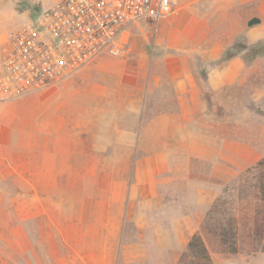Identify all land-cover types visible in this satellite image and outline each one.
Wrapping results in <instances>:
<instances>
[{
	"label": "rangeland",
	"instance_id": "1",
	"mask_svg": "<svg viewBox=\"0 0 264 264\" xmlns=\"http://www.w3.org/2000/svg\"><path fill=\"white\" fill-rule=\"evenodd\" d=\"M59 1L0 0V36L12 33L25 23L27 19L24 13H27L28 19L37 18L44 8ZM163 23L166 21L158 25L147 21L132 24L123 55L102 57L74 77L54 85L56 89H61L60 92L55 90L57 92L53 91L49 97L39 99L34 103L33 110L41 111V115L44 113L42 117L50 113L60 114L71 120L92 119L98 128L110 121V117L106 116V113H110L105 110L107 107L114 108V123L119 119L118 122L133 126L143 118L147 123L151 122L157 111L146 109L134 112L126 109L125 105L131 98L138 101L143 97L144 84H139L137 76L152 69L151 65L155 64L153 60L157 55L162 57L166 54L169 40L164 37ZM259 41V47L263 46L264 38ZM248 46L247 38L242 34L227 48L223 58L243 51L246 56ZM257 59L261 60L258 74L252 75L246 83L227 87L218 95L209 91L204 93V99L209 102L207 112L211 115L210 124L215 123L210 131L217 130L218 119L219 128L225 131V159L217 158L222 141H214L212 135L209 140L207 135H203L207 139L204 141L201 134H188L187 138L185 135L180 136V139L183 137L180 141L169 137L167 142L162 143H123L106 141L104 134L98 130L91 135V139L97 140L84 137L85 141L76 140L71 143L76 150L81 147L84 152L93 150L92 144L97 147V172H88L87 159L83 158L81 175L76 173L60 176L61 180L66 178L79 182L81 188L57 192L67 197L82 195L98 200L112 198V206L96 207L100 234L97 238H62L59 235L61 230L70 231L77 225H82L85 229L91 226L88 221H76V216L83 207H64L51 202L42 205L36 198L37 191H33L35 201L27 210L23 205H17L15 200L23 192L11 189L10 186L15 183L7 179L1 184L4 188L0 189V264H148L141 260L137 248H123L119 244L121 240L128 242L139 237L133 221H125L121 237L123 223L120 220L145 209L147 213L166 219L163 220L165 224H169L175 215L188 214L193 215L197 221L201 220L197 230L211 254L220 251L233 253L234 251H229L230 247L244 255L264 253V55ZM203 64L201 63L202 67ZM42 91L32 92L12 101L33 94L40 95ZM23 106L28 110L32 109L31 104ZM20 107L1 104L0 119H15L12 124H19L24 115L20 114ZM221 121L225 125L221 126ZM148 127L152 129V126ZM191 137L193 140H189ZM161 146L168 147L170 151V170L161 175L155 199L140 198L138 194L141 189H133L137 182L136 166L143 171V166L150 164L145 161L143 154L153 152ZM256 153L263 156L255 157ZM139 160L142 161L138 163ZM66 180L64 179L65 182ZM38 192L43 193V198L53 193L50 190ZM142 200L148 202V207L139 206V201ZM64 209L67 211L65 214ZM107 211L117 215L109 223L104 222ZM233 217L235 220H232ZM64 218L68 220L64 221ZM219 221L226 228L228 242H223L220 238L221 230L217 225ZM146 235L153 236L148 232ZM94 251H97V256L92 259L85 254ZM148 251L151 263L157 261V264H165L166 261L171 263L175 259V254H163L158 247L157 254L153 247L148 248ZM177 264H213V261L208 262L204 255L194 250L182 255Z\"/></svg>",
	"mask_w": 264,
	"mask_h": 264
},
{
	"label": "crops",
	"instance_id": "2",
	"mask_svg": "<svg viewBox=\"0 0 264 264\" xmlns=\"http://www.w3.org/2000/svg\"><path fill=\"white\" fill-rule=\"evenodd\" d=\"M24 14L28 19L27 13ZM253 19H259V22L251 24L250 21ZM164 21L166 23H163V34L169 40L165 49L166 54L162 57L157 55L153 60L155 64L151 65L152 69L137 76L139 84H144L143 97L138 101L131 98L125 105L126 109L134 112L146 109L157 111L151 122L147 123L143 118L133 126L124 125L123 122H118L119 119L114 123L113 107L105 108L110 112L106 113L110 121L100 128L93 124L92 119L78 121L50 113L42 117L44 113L41 115V111L37 110V113L33 110L34 103L41 98L49 97L53 91L57 92L55 90L59 93L61 89H56V86L43 90L40 95L33 94L18 101L7 102L11 106H21L20 114L24 115L17 125L12 124L15 119H0V189L4 188L1 184L7 179L12 180L15 185L12 183L10 188L23 192L15 198L16 204L23 205L27 210L35 201L33 191H37L36 198L42 205L51 202L64 207H83L81 213L76 216V221L84 223L88 221L91 226L85 229L82 225H77L70 231L61 230L59 235L62 238L99 237L96 207L98 205L110 207L114 204L111 197L98 200L82 195L67 197L58 194L59 190L81 188L79 182L64 178L65 182L60 176L76 173L81 175L83 158L87 159L88 172H97L95 167L97 147L92 144L93 150L84 152L81 147L76 150L71 145L76 140L85 141L84 137L90 140L91 135L98 130L104 134L106 141L123 143L132 141L162 143L167 142L169 137L180 141L183 138L180 139V136L186 137L188 134L191 136L201 134L204 141L209 140L212 135L214 141H222L217 158L227 157L226 138H223L225 131L219 128V119L216 121L217 130L210 131V127L215 123L210 124L211 115L207 112L209 102L204 99V93L209 91L218 95L227 87L246 83L252 75L258 74L260 59L247 64L244 51L235 53L227 59L223 56L227 48L242 34L247 38L249 45L264 38V0H179L177 12ZM201 63H204L203 67ZM122 79L124 83L127 82L124 76ZM24 104H31L32 109L24 108ZM222 125H225L224 121H221ZM147 126H152V129ZM14 133L16 136H13ZM203 135H207L208 138L204 139ZM191 139L193 140V137L189 138ZM254 156L262 157L263 154L256 153ZM169 157L170 151L166 146L143 154L145 161L150 164L143 166V171L136 166L137 182L133 185L135 186L133 189H141L142 192L138 194L140 198L155 199L158 195L161 175L170 170ZM144 159L138 163L144 162ZM69 160L71 162H68ZM45 190L53 193L43 198V193L38 191ZM147 203L139 201V206L148 207ZM66 212L64 209V214ZM116 216L107 211L105 221H102L109 223ZM67 220L64 218V221ZM163 220L166 219L147 213L146 209L135 215L123 217L120 220L123 223L121 237L125 221L134 222L139 237L128 242L121 240L119 244L123 248H137L141 260L147 261L148 264L151 263L148 248L153 247L157 254L158 247L163 254H175L174 261L171 263L166 261L165 264H177L182 255L191 250L189 242L201 220L197 221L193 215L188 214L173 216L169 224H165ZM147 232L153 236H147ZM194 250L198 253L199 249L193 248L191 252ZM207 253L213 264H264V253L244 255L240 252L220 251L212 255L208 247ZM85 254L90 255L92 259L97 256V251ZM82 259L86 261L83 257ZM151 264H157V261Z\"/></svg>",
	"mask_w": 264,
	"mask_h": 264
},
{
	"label": "built area",
	"instance_id": "3",
	"mask_svg": "<svg viewBox=\"0 0 264 264\" xmlns=\"http://www.w3.org/2000/svg\"><path fill=\"white\" fill-rule=\"evenodd\" d=\"M179 0H60L0 36V105L123 55L132 24L169 19Z\"/></svg>",
	"mask_w": 264,
	"mask_h": 264
},
{
	"label": "trees",
	"instance_id": "4",
	"mask_svg": "<svg viewBox=\"0 0 264 264\" xmlns=\"http://www.w3.org/2000/svg\"><path fill=\"white\" fill-rule=\"evenodd\" d=\"M256 22H259V19H253L252 21H250L251 24L256 23ZM259 45H260V41L254 43V44H251V45H249L247 47L248 51L246 53V56L244 55L247 64L252 63L255 59L260 58V57H262L264 55V45L260 46V47H259ZM225 59H227V58H225ZM232 220H235V218L233 217ZM217 225H219V228L221 230V231H219L221 240L223 242H228L227 240H228L229 237L227 235L226 228L222 227V222H220V221L217 223ZM189 248L191 250L193 248H198L199 249L198 250V254L204 255L207 261H209V262L211 261V258L209 257V255L207 253L206 244H205V242H204V240L202 238V235L200 234L199 230H197L193 234V236H192V238H191V240L189 242ZM222 250H224V248ZM229 251L238 252V250H236V249H234L232 247L229 248ZM263 251H264V249H263ZM187 253H185L183 256H185Z\"/></svg>",
	"mask_w": 264,
	"mask_h": 264
}]
</instances>
